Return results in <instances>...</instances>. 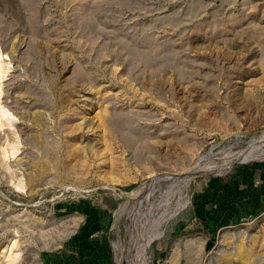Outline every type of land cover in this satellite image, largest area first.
Returning <instances> with one entry per match:
<instances>
[{"label": "rangeland", "instance_id": "rangeland-1", "mask_svg": "<svg viewBox=\"0 0 264 264\" xmlns=\"http://www.w3.org/2000/svg\"><path fill=\"white\" fill-rule=\"evenodd\" d=\"M263 135L264 0H0V264H129L157 222L147 264H264V217L210 247L174 232L197 184L264 157L185 173Z\"/></svg>", "mask_w": 264, "mask_h": 264}, {"label": "crops", "instance_id": "crops-1", "mask_svg": "<svg viewBox=\"0 0 264 264\" xmlns=\"http://www.w3.org/2000/svg\"><path fill=\"white\" fill-rule=\"evenodd\" d=\"M196 187L186 216L174 227L176 235L192 226L189 235L199 234V241L210 247L218 232L224 238L233 237L236 231L264 217V163L242 165L222 178L205 179ZM97 247L89 255L64 247V251L44 255L42 264H113L110 251L101 244ZM160 248L155 246L153 261L157 264L164 258Z\"/></svg>", "mask_w": 264, "mask_h": 264}, {"label": "bare ground", "instance_id": "bare-ground-1", "mask_svg": "<svg viewBox=\"0 0 264 264\" xmlns=\"http://www.w3.org/2000/svg\"><path fill=\"white\" fill-rule=\"evenodd\" d=\"M261 142L264 143V135L262 137ZM261 149H262L261 147H258V148L255 147V148H250L249 150H244L242 152H239V153H236V154H233L227 157L225 160H223V162L221 160L220 163L211 164L212 162L211 163L208 162V163L198 164L195 167H193L189 172L185 173L186 177L184 176L183 182L185 184L189 183V181L192 178H194L198 172L206 171V172H210L213 174L224 173L225 171L229 170L236 161L241 162L245 160L264 157V149L262 150ZM147 188L148 187L145 186L139 189L136 193L141 195L144 191L147 190ZM158 223L159 222L153 224L148 229H145V230L141 229V230H137L133 232V234H135L134 236L136 237H134L133 241H131V246L129 249L130 251V255H129L130 263L129 264H147V249L149 248L148 246H150L151 242L154 240L153 239L154 237L157 238L162 234L161 231H159V227L161 223L160 224Z\"/></svg>", "mask_w": 264, "mask_h": 264}, {"label": "trees", "instance_id": "trees-1", "mask_svg": "<svg viewBox=\"0 0 264 264\" xmlns=\"http://www.w3.org/2000/svg\"><path fill=\"white\" fill-rule=\"evenodd\" d=\"M104 202L107 206L114 208L116 206V201L115 200H111L108 197L104 198Z\"/></svg>", "mask_w": 264, "mask_h": 264}, {"label": "water", "instance_id": "water-1", "mask_svg": "<svg viewBox=\"0 0 264 264\" xmlns=\"http://www.w3.org/2000/svg\"><path fill=\"white\" fill-rule=\"evenodd\" d=\"M244 162H246V161H243V162H240V163H244ZM236 163H238V162H236ZM205 176V175H214L213 173H210V172H206V171H203V172H198L197 174H196V176Z\"/></svg>", "mask_w": 264, "mask_h": 264}]
</instances>
